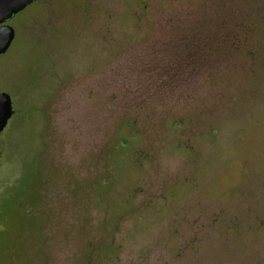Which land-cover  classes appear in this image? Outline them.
I'll return each mask as SVG.
<instances>
[{"label":"rangeland","instance_id":"1","mask_svg":"<svg viewBox=\"0 0 264 264\" xmlns=\"http://www.w3.org/2000/svg\"><path fill=\"white\" fill-rule=\"evenodd\" d=\"M222 1L8 21L5 264H264V0Z\"/></svg>","mask_w":264,"mask_h":264},{"label":"water","instance_id":"2","mask_svg":"<svg viewBox=\"0 0 264 264\" xmlns=\"http://www.w3.org/2000/svg\"><path fill=\"white\" fill-rule=\"evenodd\" d=\"M34 1L0 0V54L7 51L15 36L14 28L8 24V21L13 15ZM13 114L14 108L9 94L5 91H0V133Z\"/></svg>","mask_w":264,"mask_h":264},{"label":"trees","instance_id":"3","mask_svg":"<svg viewBox=\"0 0 264 264\" xmlns=\"http://www.w3.org/2000/svg\"><path fill=\"white\" fill-rule=\"evenodd\" d=\"M5 197H7V196H5ZM0 241L3 242V244H4L3 246H0V251L4 252V258H3L2 261H0V264L3 263V262L5 264L6 261H7V260L5 261V257L7 256L9 258V255L11 257V253H9L10 246H8L9 244L7 243L6 237L4 235V231L1 230V228H0ZM12 255L15 256V252H13Z\"/></svg>","mask_w":264,"mask_h":264},{"label":"flooded vegetation","instance_id":"4","mask_svg":"<svg viewBox=\"0 0 264 264\" xmlns=\"http://www.w3.org/2000/svg\"><path fill=\"white\" fill-rule=\"evenodd\" d=\"M226 1H227V0L222 1V2H220V3H223V2H226ZM212 7H214V6H212ZM207 9L210 10V8H206V7H205V10H207ZM219 18H220V17H219ZM223 19H224V17L222 18V20H223ZM11 117H12V116H11ZM11 117H10V118H11ZM10 118H9V119H10ZM9 119H8V121H9ZM7 123H8V122H7ZM6 125H7V124H6ZM5 127H6V126H5ZM5 127H4V128H5ZM2 131H3V130H2ZM2 131H1V132H2Z\"/></svg>","mask_w":264,"mask_h":264}]
</instances>
